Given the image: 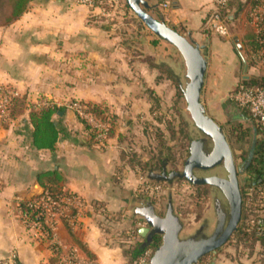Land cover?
Returning <instances> with one entry per match:
<instances>
[{
  "label": "crops",
  "instance_id": "crops-1",
  "mask_svg": "<svg viewBox=\"0 0 264 264\" xmlns=\"http://www.w3.org/2000/svg\"><path fill=\"white\" fill-rule=\"evenodd\" d=\"M140 1L138 8L155 24L145 23L153 35L138 40V47L133 48L125 42L124 34L105 22L100 8L77 0H33L18 20L0 27V85L17 89L25 105L15 116L0 117V264H55L70 250H77L92 264H130L124 245L132 241L117 238L106 213H122L127 233L133 227H149L142 224L143 218L153 216L138 196L140 175L121 156L124 146L114 136L90 141L84 123L66 107L55 117L65 128L56 148L37 149L30 138V106L36 100L58 106L73 100L95 103L106 106L120 123L127 121L134 126L137 118L152 112V97L165 93L170 99L181 95L189 111L187 94L198 67L165 26L187 41L206 65L198 96L203 115L217 126L229 120L242 125L249 132L247 140L255 138L254 148L262 138L257 124L231 94L251 77L264 78V65L252 62L250 43L255 34L252 13L259 10L264 15V0H231L230 34L226 37L207 24V17L216 8L215 0ZM159 40L179 52V59L169 58L171 67L166 66L165 73L150 56ZM172 61L181 63L178 67V62L174 65ZM178 79L180 90L179 85H173ZM163 83L169 92L162 89ZM215 152L214 143L209 155L194 151L198 159L215 156ZM45 171L61 174L59 196L66 200L67 217L49 219L52 233L33 229L22 208L23 202L37 201L45 193L38 178ZM93 202L102 208L96 209ZM224 204L219 212L226 215L229 205ZM211 221L210 237L196 240L183 253L176 252L177 228L171 221L167 231L171 228L173 232L174 261L215 239L228 224L226 220L223 227L215 211ZM153 226H157L155 221ZM166 234L163 247L148 264L171 263ZM214 258V264H264L258 258L250 263H226V257L219 253Z\"/></svg>",
  "mask_w": 264,
  "mask_h": 264
},
{
  "label": "rangeland",
  "instance_id": "rangeland-1",
  "mask_svg": "<svg viewBox=\"0 0 264 264\" xmlns=\"http://www.w3.org/2000/svg\"><path fill=\"white\" fill-rule=\"evenodd\" d=\"M129 1L132 5L141 4L140 0H104L98 8L101 10L100 13L107 19L105 22L112 24L124 34L125 42L133 48L134 46L138 47V40H144L145 37L153 35V33L134 12ZM0 27L2 26L0 25ZM159 42L161 44H156L158 48L150 56H152L151 59L155 60L160 70H163L162 73H165L164 70L168 71L169 68L167 67L171 65L169 58L178 57L179 59V52L171 45L162 43L160 40ZM142 43L144 42L142 41ZM146 53V58H149L148 52ZM172 62L176 65L178 61ZM180 63H177L178 67ZM178 80L179 83L173 82V85L174 87L179 85L180 90L181 83L180 79ZM161 86H163V90L166 89L169 92L165 83ZM16 91L18 92L17 89ZM167 95L169 94L161 93L160 96L158 94L153 96L151 102L152 112L137 118L134 126L129 125L127 121L120 123L118 118L110 112L108 113V121L91 114L88 118L82 117L95 129L98 141H104L113 138V136L118 139L121 146H124L121 156L123 159L125 157V162L128 165H130L128 161L134 156V161L138 164L135 171L141 178L140 187L137 189L138 196H140L143 208L150 211L149 213L153 216L152 219L144 217L145 220L142 221V224L146 223L150 227V234L161 235L163 241L167 235L168 226H172L170 224L172 221L177 228L176 252L183 253L191 248L196 240L210 237L208 232L212 231L211 219L214 211L216 217L221 219L222 226L227 223L230 214V199L221 187L198 186L188 181L184 176L186 162L194 154L193 152L201 150L205 156L209 155L208 153L211 152L214 142L197 127L192 114L187 111L186 100L178 94L173 99L168 98ZM20 97L18 98L22 99ZM50 102L36 100L33 106L39 107L44 105L43 103L47 105ZM73 102H68L64 107L69 108L68 106ZM69 109L75 112L72 108ZM75 114L78 116L76 112ZM253 121L255 122V120ZM223 123L217 128L225 136L231 149V155L226 159V162L223 161L212 169H194L193 175L204 177L213 174L233 178L237 181L241 193L243 190H249V194L254 195L252 187L249 186L254 182V176L250 175L247 170L254 155L255 148L253 153H251V150L255 138L252 137L246 141L237 139L243 135L245 127H238L239 124L233 122V120L224 121ZM103 128L105 130L102 131ZM110 129H112V134L108 135L107 132ZM87 133L91 137L89 130H87ZM145 164L147 165L145 166ZM261 195L263 197L264 191ZM224 203L229 205L226 215L219 212L220 209L225 208ZM154 221L157 223L155 228L150 223H154ZM124 223L122 219L115 222L111 221V230L118 235V239L125 242L128 237L126 238L124 233L128 229L124 228ZM183 231L184 234H182ZM234 234L217 250L216 254H207L209 255L207 257L208 263L214 264V257L218 253L226 257V263H250V260L256 258L263 262L264 252H262L263 249L260 246H256L254 253L251 254L250 248L238 243L234 238ZM162 247L160 246L155 250L153 255L155 256ZM150 260L151 258L146 259V263L148 264Z\"/></svg>",
  "mask_w": 264,
  "mask_h": 264
},
{
  "label": "trees",
  "instance_id": "trees-1",
  "mask_svg": "<svg viewBox=\"0 0 264 264\" xmlns=\"http://www.w3.org/2000/svg\"><path fill=\"white\" fill-rule=\"evenodd\" d=\"M32 1L33 0H0V25L7 26L18 20L27 11ZM229 9L230 2L227 7L221 6L219 8V13L223 17L227 18L228 23L230 22L228 11ZM250 43L253 50L255 51L258 46L256 34L252 36ZM244 84L248 86H259L264 89V78L251 77L250 79L245 80ZM73 101L81 104L83 109L89 114L102 120L108 121L109 110L106 106L95 103H86L79 100ZM24 108V101L19 98L15 99L10 108L8 117L19 114L24 110ZM65 110L66 107L58 106L55 103L51 102L47 105H42L39 107L33 105L30 106V121L33 126L30 138L31 143L35 148L49 150H54L56 148L57 142L61 134L65 131V128L60 121L55 119V117L59 116V113L64 112ZM242 110L245 111L246 114L249 115L252 119L251 114L248 110ZM77 115V117L84 123L86 129L90 131V141H98V139H96L97 134L95 132V129H93V127L85 118H83L79 114ZM241 126L242 125H238V127ZM258 132L262 135V138L257 143V147L255 148L254 155L251 159L250 167L247 170L250 175L254 176V182L249 185L250 187H252L254 195H250L249 190H243V192L241 193L243 199L242 220L238 230L234 234V238L238 243L244 244L245 246L250 248L251 254L254 253L256 246H260L263 249L262 252H264V234L259 235L257 233L256 225V221L264 215V201L261 195L264 191V132L259 127ZM107 133L108 135L112 134V129L108 130ZM248 136L249 132L245 128L243 135L239 136L237 139L246 141ZM128 162L134 169L136 168V165H138L134 161V156ZM146 165L147 164H145V166ZM38 178L45 189V193H48L53 198H56L61 194L58 183L62 180V176L58 171L42 172L41 174H39ZM35 201L36 200L23 202L22 208L30 220L39 221L42 223L43 217H37L40 209L35 206ZM92 204L96 209L102 208V205L98 204L97 202H93ZM121 215L122 213L120 212L114 214L106 213L108 220L114 222L121 219ZM126 236L129 237L131 241L133 240L132 242L124 245L125 252L129 257L130 264H135L143 258H152L155 250H157L162 244L161 235L150 234L143 236L140 234L138 227L131 228L128 233L126 231ZM210 254L211 253H209V255ZM209 255L203 256L199 260V264H210L207 262V257ZM262 261L264 262V256L262 258Z\"/></svg>",
  "mask_w": 264,
  "mask_h": 264
},
{
  "label": "water",
  "instance_id": "water-1",
  "mask_svg": "<svg viewBox=\"0 0 264 264\" xmlns=\"http://www.w3.org/2000/svg\"><path fill=\"white\" fill-rule=\"evenodd\" d=\"M129 2L131 3V1ZM131 6L134 12L144 21V23L150 26L155 24V21L153 19L148 18L141 12V10L138 8V3H136V5H132L131 3ZM164 28H166V30H168L175 38H177V40H179L181 46L189 53L198 67L195 80L191 86L190 91L187 94L188 109L192 114L197 127L213 140L216 151L215 156L205 159H198L193 152L194 154H192V156H190L186 162L184 176L188 181L195 185H213L221 187L228 194L231 204L230 219L221 234L212 241L207 242L204 245L197 247L196 249H193L183 258L177 261H174V249L172 244L173 232L171 231V228L168 231V235L170 238L169 250L172 257L170 264H194L198 262L203 256L209 253L216 254L217 250L224 243H226L230 239V237L238 230L242 220L243 199L239 185L233 178H225L217 175L195 177L193 175L194 169L209 170L218 166L223 161L226 162V159L231 155V149L225 136L220 132V130H218V126L209 121L203 115L199 108L198 96L205 74V63L198 57L193 47L187 41H185L176 31L166 26ZM238 47L242 48L241 44L238 43ZM59 114H62V112H60ZM253 149L254 145L252 146L251 153H253ZM150 223L151 225H153V222ZM149 230V227H142L139 232L141 235L145 236L148 234Z\"/></svg>",
  "mask_w": 264,
  "mask_h": 264
},
{
  "label": "built area",
  "instance_id": "built-area-1",
  "mask_svg": "<svg viewBox=\"0 0 264 264\" xmlns=\"http://www.w3.org/2000/svg\"><path fill=\"white\" fill-rule=\"evenodd\" d=\"M81 4H85L89 7L98 8L102 5L104 0H77ZM230 0H215L216 8L211 13L207 19V24L209 28L221 35L228 36L230 34L229 24L227 18L223 17L219 13V8L221 6L227 7ZM253 23L255 26V34L257 35L258 46L255 51H253V62L259 65H264V15L256 10L252 13ZM20 97V94L9 87L0 85V117L5 119L8 117L10 108L13 104V101ZM231 98L235 103L241 108L246 109L250 112L251 117L257 123V126L264 132V89L259 86H248L245 84L239 85L231 94ZM46 105L45 103H43ZM80 116H91L86 112L82 105L73 102L69 106ZM101 130V129H100ZM105 128L102 129V131ZM102 133V132H101ZM264 198V195H263ZM75 199V198H74ZM73 199V200H74ZM64 198L62 196H57L53 198L48 193H45L40 199L35 202V206L40 209L37 217H43V222L27 219V222L33 229L43 232L52 233V225H49V219L55 216L65 217ZM67 217V216H66ZM255 223V222H254ZM257 233L259 235L264 234V217H260L256 221ZM46 226V227H45ZM55 248L60 253V245L56 243ZM55 264H92L83 258L77 250H70L65 254L60 256V260ZM139 264H147L146 258H143Z\"/></svg>",
  "mask_w": 264,
  "mask_h": 264
}]
</instances>
